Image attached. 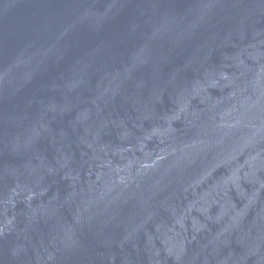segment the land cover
<instances>
[{"label": "water", "instance_id": "obj_1", "mask_svg": "<svg viewBox=\"0 0 264 264\" xmlns=\"http://www.w3.org/2000/svg\"><path fill=\"white\" fill-rule=\"evenodd\" d=\"M0 264H264V0H0Z\"/></svg>", "mask_w": 264, "mask_h": 264}]
</instances>
